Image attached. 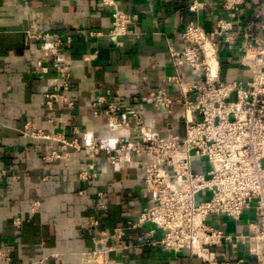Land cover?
I'll use <instances>...</instances> for the list:
<instances>
[{
  "label": "crops",
  "instance_id": "0c3cea01",
  "mask_svg": "<svg viewBox=\"0 0 264 264\" xmlns=\"http://www.w3.org/2000/svg\"><path fill=\"white\" fill-rule=\"evenodd\" d=\"M115 1L139 15V35L126 37L121 46L95 34L113 26V12L101 0H0V170L7 172L0 181V247L10 251L12 264H82L103 228L111 231L138 215L149 196L130 156L122 162L99 156V176L83 182L80 172L91 160L87 153L52 159V151L63 153L62 139L82 142L88 133L107 142L111 114L106 110L110 105L138 108L152 88L164 85L172 71L170 45L181 47L184 25L194 19L210 30L226 14V0H199L197 12L190 10L191 0ZM241 9L243 32L264 36V0H246ZM39 32L72 39L57 44L53 38H37ZM239 56L222 64L225 80L249 78ZM57 62L67 65L70 87L58 90L67 100L50 108L46 94L55 89ZM181 72L187 74L186 68ZM98 97L106 101L95 113L92 101ZM164 113L163 107L143 106L144 120L154 129L165 125ZM171 122L183 132V126ZM27 123L51 138L33 135L25 130ZM91 215L101 218V228L85 224ZM255 220L249 210L241 221L219 222L225 230L243 226L247 232ZM222 249L229 264H258L247 244L238 252ZM122 258L125 264H205L189 250L148 247L129 250Z\"/></svg>",
  "mask_w": 264,
  "mask_h": 264
},
{
  "label": "built area",
  "instance_id": "2783aa9c",
  "mask_svg": "<svg viewBox=\"0 0 264 264\" xmlns=\"http://www.w3.org/2000/svg\"><path fill=\"white\" fill-rule=\"evenodd\" d=\"M101 1L113 12V26L106 34H95L106 35L116 46L126 37L139 35L138 14L120 9L115 0ZM245 1L226 0V14L210 30L189 20L180 31L181 47L170 45L172 71L165 75L164 85L152 88L144 99L145 104L164 108L161 129L145 122V104L125 111L122 105H110L107 142L88 133L82 142L62 139L63 153L52 151V159L85 151L91 160L80 172L83 182L99 176V156L121 162L130 156L141 188L149 196L137 216L111 231L103 228L93 237V247L82 264H125L123 253L141 247L174 253L189 250L205 264H229L222 248L238 252L243 244L258 264H264V36L243 32ZM190 10L199 11V0H191ZM37 38H53L61 44L72 36L39 32ZM236 53L250 72L245 81L222 76V64ZM56 68L55 89L46 94L50 108L55 101L67 100L58 90L70 87L67 65L57 62ZM105 101L104 97L92 101L95 113ZM171 121L183 126V132L176 131ZM25 130L51 138L31 123ZM6 175V170H0V181ZM37 206L33 204L32 209ZM249 210L255 212L256 220L248 224L247 232L243 226L233 231L221 227L220 219L238 222ZM85 224L102 227L96 215ZM0 264H12L10 251L1 247Z\"/></svg>",
  "mask_w": 264,
  "mask_h": 264
}]
</instances>
